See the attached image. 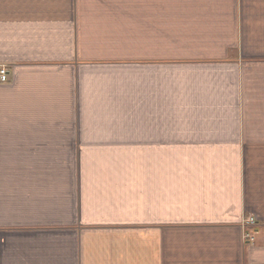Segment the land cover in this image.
I'll use <instances>...</instances> for the list:
<instances>
[{"label":"crops","instance_id":"1","mask_svg":"<svg viewBox=\"0 0 264 264\" xmlns=\"http://www.w3.org/2000/svg\"><path fill=\"white\" fill-rule=\"evenodd\" d=\"M0 66V264H264V0H0Z\"/></svg>","mask_w":264,"mask_h":264},{"label":"built area","instance_id":"2","mask_svg":"<svg viewBox=\"0 0 264 264\" xmlns=\"http://www.w3.org/2000/svg\"><path fill=\"white\" fill-rule=\"evenodd\" d=\"M9 75H8V70L4 66H0V82L1 83H6L8 81ZM247 224L251 226L256 225V221L254 219H248ZM248 239L251 238V235L247 236Z\"/></svg>","mask_w":264,"mask_h":264}]
</instances>
